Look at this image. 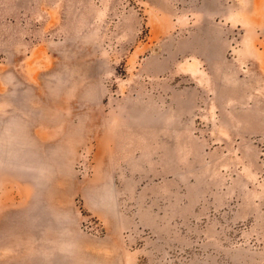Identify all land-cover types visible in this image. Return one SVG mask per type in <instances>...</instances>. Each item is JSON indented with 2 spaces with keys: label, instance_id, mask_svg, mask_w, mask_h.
I'll use <instances>...</instances> for the list:
<instances>
[{
  "label": "rangeland",
  "instance_id": "1",
  "mask_svg": "<svg viewBox=\"0 0 264 264\" xmlns=\"http://www.w3.org/2000/svg\"><path fill=\"white\" fill-rule=\"evenodd\" d=\"M0 264H264V0H0Z\"/></svg>",
  "mask_w": 264,
  "mask_h": 264
}]
</instances>
